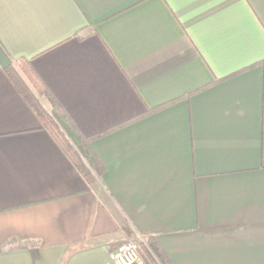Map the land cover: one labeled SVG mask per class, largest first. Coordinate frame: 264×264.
Instances as JSON below:
<instances>
[{
  "label": "crops",
  "instance_id": "0c3cea01",
  "mask_svg": "<svg viewBox=\"0 0 264 264\" xmlns=\"http://www.w3.org/2000/svg\"><path fill=\"white\" fill-rule=\"evenodd\" d=\"M18 59L93 138L94 184ZM151 237L173 264H264V0H0V264H113Z\"/></svg>",
  "mask_w": 264,
  "mask_h": 264
},
{
  "label": "trees",
  "instance_id": "16d2710c",
  "mask_svg": "<svg viewBox=\"0 0 264 264\" xmlns=\"http://www.w3.org/2000/svg\"><path fill=\"white\" fill-rule=\"evenodd\" d=\"M5 72L17 86L31 110L39 117L43 126L77 167L79 173L89 184L97 182V179L103 174L104 167L91 146L93 138L81 134L69 115L59 105L55 96H52L42 84L41 79L27 60L18 59ZM43 100L48 103V106L43 104ZM147 244V246L141 244L140 247L146 264H173L156 238H149Z\"/></svg>",
  "mask_w": 264,
  "mask_h": 264
},
{
  "label": "built area",
  "instance_id": "2783aa9c",
  "mask_svg": "<svg viewBox=\"0 0 264 264\" xmlns=\"http://www.w3.org/2000/svg\"><path fill=\"white\" fill-rule=\"evenodd\" d=\"M141 244L133 240L124 242L111 252L110 262L113 264H145Z\"/></svg>",
  "mask_w": 264,
  "mask_h": 264
},
{
  "label": "rangeland",
  "instance_id": "374dc122",
  "mask_svg": "<svg viewBox=\"0 0 264 264\" xmlns=\"http://www.w3.org/2000/svg\"><path fill=\"white\" fill-rule=\"evenodd\" d=\"M142 252V254H143V251H141Z\"/></svg>",
  "mask_w": 264,
  "mask_h": 264
}]
</instances>
